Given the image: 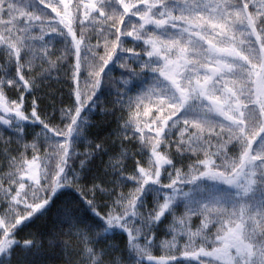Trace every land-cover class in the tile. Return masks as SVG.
<instances>
[{
	"label": "snow or ice",
	"instance_id": "obj_1",
	"mask_svg": "<svg viewBox=\"0 0 264 264\" xmlns=\"http://www.w3.org/2000/svg\"><path fill=\"white\" fill-rule=\"evenodd\" d=\"M0 28L4 29L0 32V55L4 57L0 65V126L10 129L15 143L23 148L20 151L18 147V156L10 160L22 174L14 179L9 173V187L0 195L4 204L0 264H35L31 257L43 242L32 237L21 243L17 236L37 213L43 216L53 209L56 215L48 245L59 246L61 236L74 238L79 264H143L145 257L148 264H179L171 249L180 234L188 235V243L177 251L189 264H264V0H136L131 4L125 0H0ZM36 28L39 34L33 35ZM88 28L96 35L95 45L90 44ZM46 35L61 37L64 49L58 59L75 57L73 102L59 109V124L42 113L37 98L26 107V97L38 86L29 71L36 54L31 42L41 41V60L56 66L48 60L52 53ZM128 38L134 44L143 42L147 61L134 47H126ZM101 40L104 54L97 52ZM125 53L131 55L125 57ZM128 59L158 73L157 86L137 97L134 105L135 116L143 110L144 117H151L143 126L137 122L133 132V136L140 134L137 139L142 149L150 148L148 167L137 161L135 171L125 175L126 153L121 150L109 157L111 171L105 173V179L89 180L87 163L103 151V145L87 141L88 113L107 111L97 103L99 93L104 86L119 83L109 76L108 69L118 62L128 69ZM82 70L87 72L90 94L80 89ZM10 90L19 95L9 97ZM117 95L113 103L122 105L119 92ZM145 100L155 108L154 115ZM132 108L129 104L130 113ZM133 122L130 115L123 127L127 129ZM181 122V139L175 143L176 153H170L171 131ZM29 126L33 129L31 144L25 143ZM183 132H188L186 140ZM225 135L227 141L221 147L226 148L227 143L238 146V162H230L226 151H209L212 139L219 144ZM38 139L47 145L43 156ZM12 142L5 143V151ZM78 143H88L89 150L78 152ZM28 149L33 153L30 160L24 155ZM186 153L195 159L189 171L182 173L173 156ZM73 159H79V170L72 168ZM50 160L56 161L54 167H49ZM165 174L168 183L163 182ZM204 180L230 185L236 191L219 189L215 183L201 188L197 181ZM129 182L134 187L127 193L116 191ZM178 183L196 184L207 193L200 200L184 193L181 217H176L174 195ZM12 184H18L14 194ZM255 191L261 193L259 200L249 195ZM98 199L111 201L104 205L106 212L98 210ZM21 203L23 213L16 212ZM169 216L174 222L178 219L184 231L169 225L172 241L164 244L166 255L156 258L149 249L157 229ZM191 216L203 217L195 233L188 228ZM213 223L219 226L215 240L209 242L204 237L197 245L193 237Z\"/></svg>",
	"mask_w": 264,
	"mask_h": 264
},
{
	"label": "trees",
	"instance_id": "obj_2",
	"mask_svg": "<svg viewBox=\"0 0 264 264\" xmlns=\"http://www.w3.org/2000/svg\"><path fill=\"white\" fill-rule=\"evenodd\" d=\"M39 7L43 6L39 5ZM47 11L50 12V9ZM52 15L54 16L55 14L52 13ZM3 31L4 29L0 28V32ZM85 31L91 35L90 44L95 45L97 43L95 33L92 32L91 28H88ZM100 44L104 52V41L101 40ZM49 46V52L52 54L48 57V60L54 61L56 66L50 67L48 62L42 61L41 56L43 53L40 52L39 49H36L35 59L33 61L34 66L29 69V71L34 74L35 78L37 79L38 86L32 95L27 98V101L30 100L31 104L32 98H37L42 113L49 118L54 117L52 120L53 124H59L61 122L59 109L61 107H66L73 102L72 89L74 82L71 77L72 65L75 63V57L66 56L63 59H58L61 57L64 49V44L61 37L59 36L56 40L53 39ZM126 46H135L139 48L140 52L144 55L142 49H144L145 45L142 41L136 42L134 44L131 40V43L129 44L127 42ZM99 54L104 53L99 52ZM126 63L128 64V69H130L134 74H129L128 69L120 67L119 62L111 64L108 69L109 76L114 81H118L119 83L106 85L103 87L102 92L99 93V100L97 103L107 109V111L104 112L100 111L99 109H93L88 113V116L91 117L92 130L86 133L87 141L92 145H103V151L96 153L87 163L89 180L96 179L97 182H100V180L105 179V173H110L111 171L108 167L109 157L118 155L121 150L126 153L123 159V164L126 168L130 167L129 170L136 169L137 161L140 162L141 166L145 165L146 160H149V157L151 156L150 148H141V141L137 139L140 134L136 133V135L133 136V132L135 131L136 127L133 126L127 129L123 127L125 121L129 120L130 115H132V111L130 113L129 110V100H136L146 88V81L140 78L142 71L137 69L136 66L131 65V63L128 61H126ZM125 80L128 81L127 84L124 83ZM117 92H119V98L123 100L122 105L113 103L118 99ZM152 113L153 115L155 114V108L152 109ZM147 119L150 120L151 117H147ZM183 128L184 125L181 122V124L172 129L170 139L173 141V143L171 147L167 149L168 152L176 153L175 143L181 139ZM190 131H192V129H189V132ZM217 131H219V129H217ZM145 132L147 133V129H145ZM207 134L208 133L206 132L205 135ZM125 135L130 137V139L124 140L123 137ZM149 135H154V133ZM187 136L188 132H183V138L185 140L187 139ZM9 139H12L13 142L7 144V151H5V143ZM226 141L227 135L223 137V140L219 144L217 139L214 137L211 141L213 147H211L209 151H226L230 147L234 150V152L238 153V151H240L238 146H234V144L231 143H227L226 148H222L221 146ZM32 142L33 134L29 133L25 143L31 144ZM36 142L39 145V154L43 156L47 145L44 143L43 139H38ZM127 144L133 145L134 147L127 146ZM18 147L20 148V151H23L22 146H18L15 143L11 134V130L6 126H0V171L3 168L12 166L10 164V160L11 157L18 156ZM132 149L134 150L133 152L131 151ZM140 149L144 151V154H140ZM87 150H89L88 143L77 144L78 152L82 153ZM160 150L161 152L165 151L163 145L161 146ZM32 154L33 153L31 149H28L27 152L24 153L25 157L29 160L31 159ZM189 156H192V154L186 153L184 156L179 154L174 155L173 162L175 166L182 167L191 165L195 157L192 156V159H189ZM199 156L201 159H203L204 153L200 152ZM213 159H216L217 161L219 160L215 156ZM55 163V160H50V167H54ZM70 163L72 168L79 170V159H73L70 161ZM111 179L112 177L109 175L107 180L111 181ZM168 182L169 181H167V183ZM108 186H111L110 183ZM180 186L188 187V183H178L177 188ZM99 201L103 200L98 199L97 204ZM98 210L104 211L101 207H99ZM55 215V209H53L50 214L46 213L43 216H40L37 213L35 217L27 222L26 227H22V229L19 231L17 239H21V243H23V239L35 237L37 240L43 242V247L39 250V252L36 253L34 257H31L35 264H79L80 256L78 255V242L74 238L69 236H61V243L59 246L48 245V240L50 239L48 233L53 229L52 222L55 219ZM63 242H67L68 246L65 247Z\"/></svg>",
	"mask_w": 264,
	"mask_h": 264
},
{
	"label": "rangeland",
	"instance_id": "obj_3",
	"mask_svg": "<svg viewBox=\"0 0 264 264\" xmlns=\"http://www.w3.org/2000/svg\"><path fill=\"white\" fill-rule=\"evenodd\" d=\"M125 2L131 4V3H136V0H125ZM134 19L138 20V17L134 18ZM146 27H148L149 29L152 28L151 25H148ZM38 34H39V29L38 28L33 29V35H38ZM57 38H58L57 35H46L45 36V41H48V40L53 41V39L56 40ZM131 40H132L131 38H128L127 42L130 44ZM31 43H33L35 49H40V45H41L42 42L36 40V41H32ZM126 47H129V46H126ZM132 47L135 48L136 52H140L139 48H137L135 46H132ZM48 50H50V49H48ZM97 51H98V53L99 52L100 53H104L103 49L101 47ZM140 54H141V57H142L143 61H147L148 60V58L146 56H144L141 52H140ZM130 55L131 54H129V53H125L124 54L125 57H128ZM127 61L129 63H131V65L136 66L137 69H140L142 71L141 72L142 74L140 75V78H142V79H144L146 81V88L140 94V96L143 95L144 93H146L149 89H152V88L157 86L158 73H153L149 69L144 68L140 61H136V60H133V59H128ZM3 64H4V57L2 55H0V65H3ZM86 79H87V72H84L82 70V75L80 76V89H81L82 93L90 94L89 90H88V87L86 86ZM159 80H163V78L159 77ZM8 95H9V97L14 99V98H16L19 95V92L17 90H10L8 92ZM28 97L29 96L26 97V107L30 106V100L27 101ZM135 102H136V100H132V101L129 100V102H128V104H132L133 105L132 116L134 118V122L132 123L131 127H133V126L136 127V123L137 122L141 126H143V121L144 120H149V119H147V117H144L142 115V111L143 110H141V115L140 116H135V107H134ZM145 104L148 105V101L147 100H145ZM148 106L152 107L151 105H148ZM153 108L154 107H152V109ZM29 110H30V108H29ZM91 130H92L91 117H89V127L87 129V132H89ZM39 131H40L39 127H36L35 128V132H39ZM28 132L33 134L32 126L28 127ZM231 144H233V143H231ZM127 146L134 147L133 145H130V144H127ZM133 149L131 150L132 152L134 151ZM226 152L228 154V158H229L230 162L232 160H236L238 162V157H239L240 151H238V153L234 152V150L230 147V148H228L226 150ZM140 154H144V151L142 149H140ZM48 163H49V167H50V161ZM217 163H220V160H218ZM143 166L144 167H148V159L146 160V164L143 165ZM189 166L190 165L182 166V167H178L177 166L176 168L179 169L182 173H187L189 171ZM129 169H130V167H128V168L125 167V175L131 174L132 172L135 171V169L134 170H129ZM168 170L172 171L171 168H169ZM9 173H13L14 174V179H19L20 175L22 174V171L20 169H18L15 165H12L11 167H6V168L1 169V171H0V195L3 194V189L9 187V180H8ZM25 179H26V177H25ZM167 181H168V179H167L166 174H165V176L163 178V182L167 183ZM213 183L217 184V187L219 189H228L229 191H232V192L236 191V189L234 187H232L230 185H227V184H221L219 182H213V181H208V180H204L202 183L200 181H197V184H200L201 188H206L208 185H211ZM133 187H134V185L129 182L126 187L117 188L116 191L117 192L127 193ZM185 187L184 186L178 187L177 188L178 190L174 194L175 195V202L178 205V208H177V211H176V217H181V216L184 215L185 202H186V198L184 196V193H188L189 197L192 198V199H195V200H200V199H202L203 197H205L207 195V193L205 191L199 190L197 188L196 184H188V187L187 186H185ZM16 188H18V184H12L13 194H14ZM26 189H27V184H26ZM167 192H168L169 195H172L171 191L168 190ZM249 195L250 196L254 195L256 200H259L261 198V193L259 191H255L254 193H249ZM110 203H111V201H108V200H103V201H99L98 202L99 206L104 210V212H106L108 210L106 207H104V205L105 204H110ZM23 208H24V205H23V203H21L19 205V207L15 209V211L19 212V213H23ZM3 209H4V204L0 203V213L3 212ZM3 218H4V216L0 215V219H3ZM202 220H203V217H201V216H191L190 219L188 220V228L190 229V231L195 233L197 231V229L201 226ZM169 225H172V227L174 229H176L178 232L183 233V231H184L183 227L179 223V220L177 219L174 222L173 217L169 216L167 221L165 222V224L161 225L157 229L155 242L152 245V247L149 249L151 255L156 257V258H160V257L166 255V248L164 247V244L166 242H171L172 241V234L170 233V230H169V227H168ZM218 227L219 226L214 224V223L210 224L209 225V229H207L204 232H202L200 236L193 237V239L195 240L196 244L199 245L201 240H202V238H204V237H206L209 242L214 241L215 240V233H216ZM116 243L120 244L119 238H117ZM124 243L125 244L127 243L126 238L124 240ZM140 243H141V245L144 244L143 238H141ZM186 243H188V235L187 234L177 235V239H176V242H175V247L171 249V252L177 255L179 264H189L188 260L183 258L180 255V252L177 251V249H183V247H184V245ZM208 250H210V247H208ZM204 259L207 260L208 258H204ZM80 260H81V257H80ZM143 264H148L146 257L144 259ZM191 264H197V262L196 261H192Z\"/></svg>",
	"mask_w": 264,
	"mask_h": 264
}]
</instances>
